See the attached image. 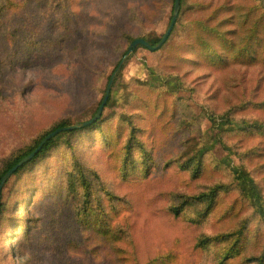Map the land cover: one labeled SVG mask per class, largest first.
<instances>
[{
  "label": "trees",
  "instance_id": "trees-1",
  "mask_svg": "<svg viewBox=\"0 0 264 264\" xmlns=\"http://www.w3.org/2000/svg\"><path fill=\"white\" fill-rule=\"evenodd\" d=\"M103 1L0 0V90L15 72L65 66L87 101L82 122L67 123L70 113L44 130L11 122L25 141L9 140L0 184L23 158H13L16 151L34 145L28 156L56 130L92 120L129 46L139 38L156 46L172 23L175 0H151L156 15L148 22L134 14L128 26L114 20L103 32L109 25L91 15ZM243 3L242 28L230 39L210 14L193 16L202 1L181 0L171 36L155 51L163 56L151 73L161 85L139 79L128 60L115 79L114 104L112 89L97 120L60 132L8 178L0 264L27 247L65 256L67 264H264V100L243 96L215 114L174 67L264 70V0ZM82 41L113 60L90 65ZM139 49L147 50L140 45L134 54Z\"/></svg>",
  "mask_w": 264,
  "mask_h": 264
},
{
  "label": "rangeland",
  "instance_id": "rangeland-1",
  "mask_svg": "<svg viewBox=\"0 0 264 264\" xmlns=\"http://www.w3.org/2000/svg\"><path fill=\"white\" fill-rule=\"evenodd\" d=\"M199 1L204 4L197 12L193 13V16L210 14L212 21L219 24L220 31L233 33L228 37L235 39L242 28L241 23L244 20L242 16L247 12V5L243 3V0H241L239 8L237 6L239 0H227L228 4L233 6L231 8L223 7L222 4L225 0ZM92 10L91 15L106 21L109 25L107 29H102L103 32L110 29L114 20L118 21L120 25L128 26L130 17L134 14L144 18L147 22L156 15L151 0H104ZM164 30V22L156 25L155 38L158 39ZM81 45L84 58L90 65H96L99 61L104 62L107 59L113 60L111 54L89 46L86 41H82ZM131 56L125 61L126 63L129 60L127 67L131 68L139 79L159 87L161 81L151 73V68L158 63L163 53L139 49ZM174 67L182 80L194 89L197 98L205 104H210L215 114H219L229 105L237 103L243 96L249 98L255 95L257 100H264V70L260 67L233 65L224 70L213 71L185 62L174 64ZM3 80L5 82L0 90V159L6 157L10 148L9 140L14 144H22L25 141V138L15 136L8 128V125L15 120L19 121L22 128L31 126L38 130H44L50 123L67 113H70L71 116L67 122L69 124L82 122L85 119V113L79 114L78 111L87 101L74 79L70 77V70L65 66L58 70L19 71ZM30 84L33 85V92L24 91L25 85ZM118 84L119 80H114L111 104L115 102ZM134 113L144 115L139 105L135 106ZM209 138L210 134L206 133L202 136V141L206 143ZM33 146L19 149L13 158H24ZM251 146L252 144H249V147ZM258 162L264 163V157ZM262 175L264 177V171ZM251 185L255 186V183L251 181ZM17 234L18 240H20V235ZM26 249L35 252L29 250L28 254L10 258L5 264H67L69 260L65 256L57 257L45 249L36 247H27ZM248 250L247 247L244 252Z\"/></svg>",
  "mask_w": 264,
  "mask_h": 264
},
{
  "label": "water",
  "instance_id": "water-1",
  "mask_svg": "<svg viewBox=\"0 0 264 264\" xmlns=\"http://www.w3.org/2000/svg\"><path fill=\"white\" fill-rule=\"evenodd\" d=\"M180 11H181V0H175L172 23H171L168 31L166 32L165 36L163 37V39L156 46L150 45L148 42H146L142 38L136 39L129 46L127 53L125 54V56L121 60V62L119 64L117 70L115 71L114 75L111 77L110 82H109L108 87H107V90H106V94H105V96L103 98V101H102V103H101V105H100V107L98 109V112L96 113V115L94 116V118L92 120H90V121H88L86 123L76 124V125H72V126H69V127L62 128V129H58L55 132L49 134L46 138H44V140L41 142V144L38 146L37 149H35L33 152H31L28 156L24 157L18 164H16L10 170V172L8 174H6V176L2 179V182L0 184V205H1V202H2V191H3L4 185L7 182L8 178H10L19 167H21L24 164H26L27 162H29L40 151V149L43 147V145L46 142H48L49 140L54 138L60 132H66V131L71 130V129L84 127V126L92 123L93 121L97 120L101 116V114H102V112H103V110H104V108H105V106H106V104H107V102H108V100L110 98L114 80H115L117 74L119 73V71L121 70V68L123 67L125 61L134 53V51L140 45L144 46L145 48H147L148 50H150L152 52H155V51L159 50L167 42L168 38L171 36V34L173 32V29L175 27V24L177 22L178 16L180 14Z\"/></svg>",
  "mask_w": 264,
  "mask_h": 264
}]
</instances>
